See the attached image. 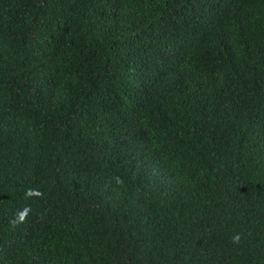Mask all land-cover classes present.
Wrapping results in <instances>:
<instances>
[{"label": "trees", "instance_id": "16d2710c", "mask_svg": "<svg viewBox=\"0 0 264 264\" xmlns=\"http://www.w3.org/2000/svg\"><path fill=\"white\" fill-rule=\"evenodd\" d=\"M0 264H264V0H0Z\"/></svg>", "mask_w": 264, "mask_h": 264}, {"label": "clouds", "instance_id": "9594fccd", "mask_svg": "<svg viewBox=\"0 0 264 264\" xmlns=\"http://www.w3.org/2000/svg\"><path fill=\"white\" fill-rule=\"evenodd\" d=\"M28 191H29V193H30V192L33 191V190L29 189ZM233 239H234V241L238 242L239 237L237 236V237H234Z\"/></svg>", "mask_w": 264, "mask_h": 264}]
</instances>
